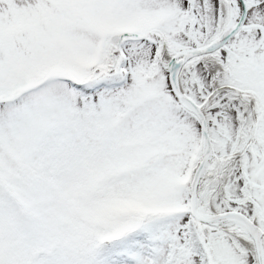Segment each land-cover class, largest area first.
I'll list each match as a JSON object with an SVG mask.
<instances>
[{
	"label": "snow or ice",
	"instance_id": "obj_1",
	"mask_svg": "<svg viewBox=\"0 0 264 264\" xmlns=\"http://www.w3.org/2000/svg\"><path fill=\"white\" fill-rule=\"evenodd\" d=\"M0 264H264V0H0Z\"/></svg>",
	"mask_w": 264,
	"mask_h": 264
}]
</instances>
